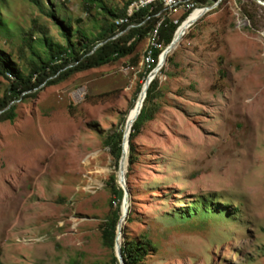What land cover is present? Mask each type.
I'll use <instances>...</instances> for the list:
<instances>
[{
	"label": "rangeland",
	"instance_id": "obj_1",
	"mask_svg": "<svg viewBox=\"0 0 264 264\" xmlns=\"http://www.w3.org/2000/svg\"><path fill=\"white\" fill-rule=\"evenodd\" d=\"M55 1L90 38L105 22L100 9L87 15L80 0ZM129 1L105 3L121 10ZM4 5L0 48L19 64L23 41L31 30L33 41L38 36L35 20L63 43L30 0ZM149 49L148 38L139 43L136 67L130 56L45 86L16 103L13 121L0 122L2 264L110 262L101 225L115 168L104 139L144 83ZM169 56L173 62L154 72L158 112L136 139L131 222L123 228L150 240L155 250L143 264H264V10L222 0L182 28L162 62ZM8 87L0 76V97ZM202 198L229 207V215L205 210Z\"/></svg>",
	"mask_w": 264,
	"mask_h": 264
},
{
	"label": "trees",
	"instance_id": "obj_2",
	"mask_svg": "<svg viewBox=\"0 0 264 264\" xmlns=\"http://www.w3.org/2000/svg\"><path fill=\"white\" fill-rule=\"evenodd\" d=\"M30 1L41 13H44L52 21L58 33L63 38V43L54 41L49 28L46 25H40L35 20L36 26L38 27L35 33L38 36L33 41L31 36L34 32L31 30L29 39L23 41L22 47L26 49L20 64L14 60L13 53L6 52L0 48V76L9 82L8 89L0 97V122L6 120L13 121L17 116L16 103L26 100L31 95H36L45 86L61 84L78 73L113 64L130 56H132L130 57L132 66H138L140 62L135 55L136 49L141 41L148 38L149 32L160 21L156 17H151L146 20L153 14L148 9L141 11L133 17L134 10L130 8L132 13L128 10L132 0L121 10L107 7L105 0H80L87 15L93 17L95 15L93 10L100 9L104 19L106 18L105 22L93 34L94 36L91 35L92 38H90L85 30L79 27L74 28L71 18L61 16L63 13V8L60 5L61 2L58 5L55 0H47V3L44 0ZM194 1L198 7H206L209 5V0ZM214 1L216 2L217 0ZM248 1L252 7L264 10V7H261L254 1ZM49 5L50 7H48ZM52 5L54 6L51 7ZM4 8V0H0V25L4 26V30H7V22L1 18V12ZM200 10H204V8H198L194 11ZM158 11L159 7L155 9L154 13ZM191 14L192 10H189L180 15L178 19L165 17L159 29V48L155 49L154 52V47L151 49L155 63L150 67L148 63V67H145L141 72V78L144 80V83L138 85L132 102L122 117L119 126L104 139V145L110 150L115 168V172L110 175L107 181V186L111 194V209L106 216L105 222L101 225L103 245L112 250L111 260L106 264H120L115 254V239L119 220L122 213L124 214L125 208L122 209L124 191L118 184L116 172L119 170V163L123 153V137L128 115L129 113V117L135 115L137 108L136 102L141 91L144 93L145 81L148 75L158 65L163 51L172 43L178 27L182 26ZM130 17L133 18L129 23L121 25L123 22H119V20L125 21ZM174 19L178 21L177 24L174 23ZM79 22H81V19H76L75 23ZM131 24L141 25L129 28ZM166 58L167 63H172L174 60L172 56ZM162 72L163 69L160 73ZM159 84L160 77L157 76L150 84L141 113L136 120L135 117L130 123L131 133L129 136L127 159L128 172L126 173L129 191L130 185L128 177L133 166L138 161L136 139L142 133L144 126L155 119L156 113L158 112L156 99L158 98ZM128 134H126V137ZM198 203L207 211L211 210L213 213L229 215V207L218 204L214 205V203L204 198L198 201ZM131 213L132 209L129 207V212L121 229L124 237L123 243L121 237V251L126 264H143L153 247H151L152 244L146 236L140 237L139 239L131 238L127 232V227L123 228L126 222H131ZM0 264H2L1 260Z\"/></svg>",
	"mask_w": 264,
	"mask_h": 264
},
{
	"label": "water",
	"instance_id": "obj_3",
	"mask_svg": "<svg viewBox=\"0 0 264 264\" xmlns=\"http://www.w3.org/2000/svg\"><path fill=\"white\" fill-rule=\"evenodd\" d=\"M252 1H254L258 5H260L261 7H264V0H252ZM220 2H221V0H217L214 5L206 6V7H203V8L206 11L209 12V11L213 10L214 8L218 7ZM176 35H177V31L175 33V36H174V39H173L172 43L163 51V53L161 54L160 58L162 56H166L167 53L171 49L175 48V44L177 42ZM160 64L161 63H158L156 68L150 72V74L148 75V77H147V79L145 81V84H147V91H148V89L150 87V84L153 81V78H155L154 72H155V70L158 68V66ZM142 90H143V87H142ZM146 97H147V92L143 93V91H141V93H140V95L138 97V100L141 99V105H140L141 110L143 108L144 101H145ZM141 110L139 111L138 115L141 113ZM128 124H129V122L127 120L126 127H125V132H124V137H123V153H122V157L120 159L119 170H118V175H117L118 184L120 185V187L124 191V199H123L122 209L123 208L126 209V214L129 212V206H130V201H129V199H130V191H129L128 187H127V181H126V165H127V159H128V151H129V138L126 137V131H127ZM123 216H125V214L123 215V213H122V216H121V218L119 220V224H118V228H117V236H116V239H115V254H116V257H117V259H118L120 264H126L125 260H124V257H123V254H122V251H121V243L118 242L120 236H122L121 222H122V219L124 218Z\"/></svg>",
	"mask_w": 264,
	"mask_h": 264
},
{
	"label": "built area",
	"instance_id": "obj_4",
	"mask_svg": "<svg viewBox=\"0 0 264 264\" xmlns=\"http://www.w3.org/2000/svg\"><path fill=\"white\" fill-rule=\"evenodd\" d=\"M158 7L159 11L154 13L155 9ZM196 7L198 6L194 0H140V5H138L136 10L134 11L133 17L141 11L148 9L149 12L153 14L146 20L150 19L151 17H156L160 19L157 26L151 32H149V35H154V52L155 49L159 48V29L165 17L174 18L179 12L183 11L184 13L189 10L193 11V9H196ZM133 17L126 19L121 25L129 23ZM174 23L177 24L178 21L174 19ZM139 25L131 24L129 28ZM147 61H149V67L155 63L153 53L150 54V58Z\"/></svg>",
	"mask_w": 264,
	"mask_h": 264
},
{
	"label": "bare ground",
	"instance_id": "obj_5",
	"mask_svg": "<svg viewBox=\"0 0 264 264\" xmlns=\"http://www.w3.org/2000/svg\"><path fill=\"white\" fill-rule=\"evenodd\" d=\"M222 1V0H221ZM138 5H140V0H132V2H131V4H130V8L132 9V10H136V8H137V6ZM202 12V10H200V11H193L192 12V14L190 15V17L187 19V21L185 22V24L183 25V26H180L179 28H178V30H177V35H176V38H177V40H178V35H179V32L182 30V28L190 21V20H192L193 18H195L197 15H199L200 13ZM119 22H124V20H119ZM148 41H149V51H147V58H146V60H148L149 58H150V54H151V49L154 47V35H149V37H148ZM177 43V42H176ZM171 51V50H170ZM169 51V52H170ZM168 52V53H169ZM163 58H164V56H162L160 59H159V63H161L159 66H158V68L156 69V70H161V68L163 67V65L165 64V62H166V60L164 61V62H162L163 61ZM149 62V61H148ZM155 70V71H156ZM144 92H147V84H145V86H144ZM140 105H141V101L137 104V108H136V113H135V115L133 116V117H131V119H130V121H129V126H128V130H127V134H128V132H129V134H128V136H127V138H129V136H130V133H131V130H130V123H131V121L135 118V120L137 119V116H138V113H139V111L141 110L140 109ZM132 129V128H131ZM124 214H125V216H123L124 218L122 219V222H121V229H122V226H123V223H124V221H125V218H126V216H127V214H126V209H125V212H124ZM123 214V215H124ZM118 242L119 243H121V236H120V238H119V240H118Z\"/></svg>",
	"mask_w": 264,
	"mask_h": 264
}]
</instances>
